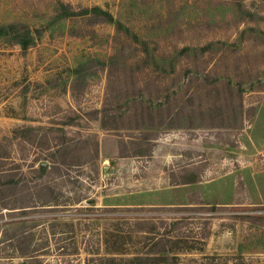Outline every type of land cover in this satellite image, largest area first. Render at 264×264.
<instances>
[{
  "label": "rangeland",
  "instance_id": "374dc122",
  "mask_svg": "<svg viewBox=\"0 0 264 264\" xmlns=\"http://www.w3.org/2000/svg\"><path fill=\"white\" fill-rule=\"evenodd\" d=\"M60 3L100 6L114 23L71 36L78 25ZM9 25L0 36V264L148 255L154 237L134 223L180 220L173 235L208 236L180 243L192 250L165 264H264V204L184 210L171 188L235 166L256 105L248 93L264 78V0H0V27ZM18 25L32 34L25 52L10 40ZM147 131L158 134L150 155H132L130 141L151 144L139 137ZM63 133L77 143L98 136L97 172L89 159L33 172L35 159L60 158Z\"/></svg>",
  "mask_w": 264,
  "mask_h": 264
},
{
  "label": "trees",
  "instance_id": "16d2710c",
  "mask_svg": "<svg viewBox=\"0 0 264 264\" xmlns=\"http://www.w3.org/2000/svg\"><path fill=\"white\" fill-rule=\"evenodd\" d=\"M59 13L61 16L66 18H72L76 21L78 27V33L75 31H72V29L69 30V34L71 36H83L88 35L94 30V27L100 24L105 23H114V18L111 15L110 12L107 10H104L100 6L93 5L90 7H77L74 8L70 4H59ZM14 28L13 25H9L7 27H0V36L6 35V32L8 30H12ZM16 30H18V33H13L11 35V42L18 45L23 52H25L28 48L30 43L32 42V34L25 29L23 26L18 25L16 26ZM8 34V33H7ZM77 34V35H76ZM114 66L112 63H109V66L107 67V78L109 80V83L113 86H117L118 82H112L113 79H116L118 75H116L113 72ZM73 72H78L77 70H74ZM80 108V107H79ZM89 120H96L97 119V110H90L87 113H85ZM57 124V123H55ZM63 124V123H62ZM72 123H64L65 126H71ZM53 128V127H50ZM103 129H110L106 125H102ZM115 129V128H111ZM59 132H62V129H56ZM151 130V129H150ZM151 132H143L139 135L140 140H144L147 143L151 141V144L148 145L146 148L142 147V143L140 141H130V145H132L131 149H133V154L135 156H143V155H150V152L152 150L153 140L158 139L157 133ZM60 138V137H59ZM87 140H91L92 142L89 144ZM77 144H79V147H77ZM126 143L123 141H120L119 143V155L120 156H128V148L126 147ZM56 154L59 155L60 158L55 160L52 165H48L46 161L41 159H35L37 163V167L33 169L34 173L38 174L40 177L46 176L51 170H60L59 166L62 165H83L85 163H88V159L92 164L96 162L95 164V172H97V159L99 157V142H98V136L96 134H92L87 136L86 139H83L82 141H79L78 143L74 140H70L68 137H65V134L63 133L62 138L58 139V143L56 144ZM58 147L60 149H58ZM79 151L80 155H75L74 152ZM73 152V153H72ZM44 189L45 187H41L39 189V193ZM47 202H51V200H44L41 205H45ZM56 204H53L55 206ZM28 207V206H24ZM23 208V207H21ZM184 208V207H181ZM198 208V207H197ZM204 210L208 211H215L218 210L217 207L214 206H206L201 207ZM181 210V209H177ZM184 210H193L191 207H185ZM181 221V220H180ZM180 221H173L169 225L166 223H143V222H137L135 224V228L132 230V232L135 233H142V234H150L153 235L150 239L151 242V249L150 253L145 254L143 256L141 255H134L132 257H128L125 259H116L114 257H98L95 256V252L87 251L90 257H87L85 260V264H165L166 261L169 260H177V254L181 252H186L192 249H184V247H179L180 243H185L187 239L197 240L198 242H203L207 236L208 232H203L200 234V236H190L185 235V233H178L176 235L174 234V231L179 229L182 224H185L184 221L180 223ZM181 224V225H180ZM23 238H28L24 236ZM28 242V241H27ZM199 252L202 251V246L198 249ZM33 251H20L19 254L25 255V254H31ZM169 254L171 257H169ZM37 264H39V261L37 258L32 259Z\"/></svg>",
  "mask_w": 264,
  "mask_h": 264
},
{
  "label": "crops",
  "instance_id": "0c3cea01",
  "mask_svg": "<svg viewBox=\"0 0 264 264\" xmlns=\"http://www.w3.org/2000/svg\"><path fill=\"white\" fill-rule=\"evenodd\" d=\"M260 88H251L256 105L242 129L233 152L235 166L215 172L194 182H173L171 188L183 196L179 205L186 207H243L264 204V78ZM263 171H257V168ZM179 200V199H178Z\"/></svg>",
  "mask_w": 264,
  "mask_h": 264
},
{
  "label": "built area",
  "instance_id": "2783aa9c",
  "mask_svg": "<svg viewBox=\"0 0 264 264\" xmlns=\"http://www.w3.org/2000/svg\"><path fill=\"white\" fill-rule=\"evenodd\" d=\"M262 165L264 166V159H262Z\"/></svg>",
  "mask_w": 264,
  "mask_h": 264
}]
</instances>
